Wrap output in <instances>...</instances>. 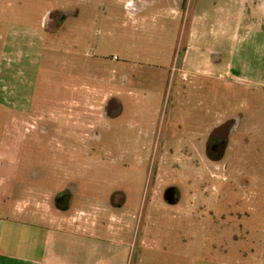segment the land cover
<instances>
[{"label":"rangeland","instance_id":"374dc122","mask_svg":"<svg viewBox=\"0 0 264 264\" xmlns=\"http://www.w3.org/2000/svg\"><path fill=\"white\" fill-rule=\"evenodd\" d=\"M25 182L95 219L79 264H264V0H0V194Z\"/></svg>","mask_w":264,"mask_h":264},{"label":"crops","instance_id":"0c3cea01","mask_svg":"<svg viewBox=\"0 0 264 264\" xmlns=\"http://www.w3.org/2000/svg\"><path fill=\"white\" fill-rule=\"evenodd\" d=\"M167 55L169 63L172 64V71L181 70L185 66L186 54L181 64H177L175 55ZM171 64L164 61L159 65L168 68ZM95 89L96 87H93L92 90ZM87 101L93 103L92 108L95 111L94 103L97 100L92 99V95L66 99L63 106L56 110L59 114L55 120L58 132H53L52 136H60L59 140L69 151H76L81 146L76 143L80 136L79 129L93 124L90 120L81 118L83 106ZM54 164V168L65 166V163L60 161ZM23 185V193L17 198L12 193L0 194V264L81 263L79 238L96 237L91 230L92 226L97 225L95 219L84 210L65 215L60 209L51 207L50 192L43 185L34 187L28 182ZM81 221L88 226L81 225ZM86 246L88 248L83 258L89 260L90 242Z\"/></svg>","mask_w":264,"mask_h":264},{"label":"flooded vegetation","instance_id":"af4514ba","mask_svg":"<svg viewBox=\"0 0 264 264\" xmlns=\"http://www.w3.org/2000/svg\"><path fill=\"white\" fill-rule=\"evenodd\" d=\"M190 132H193V131H190Z\"/></svg>","mask_w":264,"mask_h":264}]
</instances>
